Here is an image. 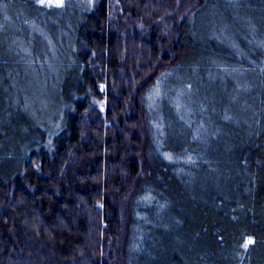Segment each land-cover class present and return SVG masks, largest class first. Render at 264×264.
<instances>
[{
	"label": "trees",
	"instance_id": "trees-1",
	"mask_svg": "<svg viewBox=\"0 0 264 264\" xmlns=\"http://www.w3.org/2000/svg\"><path fill=\"white\" fill-rule=\"evenodd\" d=\"M47 1L0 0V264H264V0Z\"/></svg>",
	"mask_w": 264,
	"mask_h": 264
},
{
	"label": "rangeland",
	"instance_id": "rangeland-1",
	"mask_svg": "<svg viewBox=\"0 0 264 264\" xmlns=\"http://www.w3.org/2000/svg\"><path fill=\"white\" fill-rule=\"evenodd\" d=\"M47 3L49 5H52V6H57L56 3H55V0H48ZM67 3V0H63V4H66ZM21 10H23V8H21ZM18 13V14H21L20 12H18L13 6L10 10V14L12 15V13ZM24 16L22 15V18H21V21L20 23H17V24H20L21 26H19V31L22 33L24 32L23 35H25L26 37H31V36H40V38L42 40H47L48 36H46L45 34H43L41 32V29H37V28H34V25H31L29 24L28 22L24 21L23 20ZM16 27V25H15ZM39 41L38 42V45H40L38 48H36V50L38 51V53L40 54H43L45 52V48L43 46V41ZM33 52H36L34 49H33ZM24 67V66H22ZM29 71L28 70H25V68L21 69L18 71V74H22V75H26L28 74ZM100 90L102 92L105 91V86H101L100 87ZM92 103L95 107V109H98L99 111H101L103 113V115L106 113V110H107V106H108V100L106 98V96H102V95H92ZM110 253H111V256L110 257H116V244L115 242L113 243V246L110 247ZM115 259V258H114Z\"/></svg>",
	"mask_w": 264,
	"mask_h": 264
},
{
	"label": "snow or ice",
	"instance_id": "snow-or-ice-1",
	"mask_svg": "<svg viewBox=\"0 0 264 264\" xmlns=\"http://www.w3.org/2000/svg\"><path fill=\"white\" fill-rule=\"evenodd\" d=\"M38 2L41 3V4H45L46 0H38ZM55 3H56V5H57L58 7H63V0H55ZM188 88L190 89V88H191V85H188ZM153 93H154V95H155L157 98L161 95V91H160V81H159V80H158L157 83H156V87L154 88ZM149 99H152V96H151V95H150ZM179 107H180V105H179V103H177V108H179ZM226 118H227V117H226ZM165 157H166L167 159H169V160H172V159H173L172 155H171V154H168V153H165ZM188 160H189L190 162H194V161H192V158H191V157H188ZM145 199H150V197H145ZM251 243H252V241L249 240V241H247V243H245V244L243 245V247H244V248H247L248 245L251 244Z\"/></svg>",
	"mask_w": 264,
	"mask_h": 264
}]
</instances>
